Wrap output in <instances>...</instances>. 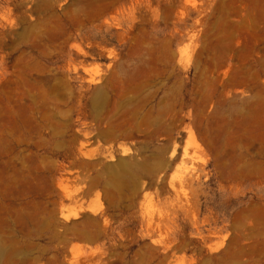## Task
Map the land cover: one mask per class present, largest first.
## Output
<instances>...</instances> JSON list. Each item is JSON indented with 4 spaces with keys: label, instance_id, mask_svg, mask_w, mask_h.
<instances>
[{
    "label": "rangeland",
    "instance_id": "374dc122",
    "mask_svg": "<svg viewBox=\"0 0 264 264\" xmlns=\"http://www.w3.org/2000/svg\"><path fill=\"white\" fill-rule=\"evenodd\" d=\"M0 264H264V0H0Z\"/></svg>",
    "mask_w": 264,
    "mask_h": 264
}]
</instances>
